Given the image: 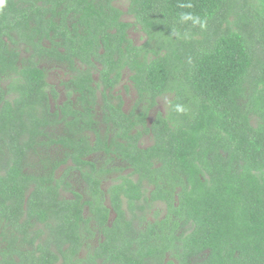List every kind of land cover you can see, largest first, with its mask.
<instances>
[{
  "label": "trees",
  "instance_id": "trees-1",
  "mask_svg": "<svg viewBox=\"0 0 264 264\" xmlns=\"http://www.w3.org/2000/svg\"><path fill=\"white\" fill-rule=\"evenodd\" d=\"M117 1L0 0V264L80 263L85 205L104 263L264 264V0H125L140 45ZM127 169L109 207L101 177Z\"/></svg>",
  "mask_w": 264,
  "mask_h": 264
},
{
  "label": "rangeland",
  "instance_id": "rangeland-1",
  "mask_svg": "<svg viewBox=\"0 0 264 264\" xmlns=\"http://www.w3.org/2000/svg\"><path fill=\"white\" fill-rule=\"evenodd\" d=\"M116 6H118L119 8H121L124 11L125 15H124L123 19L133 25L132 29L129 32L130 38L137 45L143 44L146 41V35H145L144 31L142 30V28L140 26L136 25L135 18L128 14V2L125 0H118L116 2ZM21 53H22V57H27L28 52L25 49H22ZM46 67L48 69L50 85L53 86L58 92L61 91L62 93H64L65 87L62 83L66 82L69 79L67 72L58 63H56V64L48 63V64H46ZM129 76H130V73L128 71H125L122 86L118 88L119 90H121L123 92L122 95H123L124 100H125V109L127 112L132 111V109L134 108V105H135L134 103H135L136 98H137V93H136L133 85L129 81ZM96 80H99L98 76H96ZM125 86H128L129 89H131V90H127L126 88H124ZM64 97H65L64 95L61 96L62 100ZM62 100H61V102L63 103L64 101H62ZM55 102L56 101H54V103ZM168 110H169L168 100H166V99L160 100L157 111L162 112L164 114H167ZM157 111L153 112L150 122H152L155 119ZM152 145H153V139L150 136H146L144 138L141 146L143 148H146V147H150ZM106 157H107L106 154H101V153L100 154L96 153L93 155V159L96 161V164L99 165V167H101L102 169H105V168L114 169V168H116L115 166L126 167V165L122 164L120 162L121 160L118 158L115 159V163H113V164L109 163L108 164ZM61 173H62V170L59 173V175ZM131 173H132V170H130V169L123 170V171L118 170L113 175L105 176L106 179L104 180V183L102 186L103 190L108 191L110 189V187H112L113 185L116 184V181H120L119 177L130 176ZM74 179H76L77 181H80V176L78 174H76L74 176ZM73 182H75V181L72 180V183ZM83 188L89 194V190L87 189V186L83 185ZM83 188L81 189V191H84ZM150 188H152V186ZM62 194L66 199H73L74 198L73 194L70 192L64 191V192H62ZM85 198L88 199V196L85 195ZM107 205L110 206L109 196H107ZM157 207L160 210V215H161L160 219H163L162 217H165L166 213H167L166 207L163 204H158ZM154 211H155V208H154ZM154 211L152 213H154ZM87 215H90V208H88V207H87ZM112 217H113L112 218V220H113L114 215H112ZM150 220L154 221L155 220L154 216H151ZM95 226H96V224L94 223V218H93V222L90 223L89 225L84 224V228H83L84 242L82 243V248H81L79 256H78L79 258L82 259V261L80 263H77V264H94L90 254L95 253L96 248L99 246L100 241H102V239H103V237L100 234H98V230ZM90 231L97 232L96 236L92 237V235L89 233ZM85 236H88L90 238V240H87L85 238ZM56 255H58V258L61 261L63 260V255L61 253L56 251Z\"/></svg>",
  "mask_w": 264,
  "mask_h": 264
},
{
  "label": "flooded vegetation",
  "instance_id": "flooded-vegetation-1",
  "mask_svg": "<svg viewBox=\"0 0 264 264\" xmlns=\"http://www.w3.org/2000/svg\"><path fill=\"white\" fill-rule=\"evenodd\" d=\"M49 76V75H48ZM49 79V78H48ZM69 80V79H68ZM68 80L66 81V82H68ZM63 85H64V87H65V91H64V93H62L61 91L60 92H58L57 90V92L59 93V99L54 103V100H53V98L51 97V101H52V103H53V107L55 108V105L54 104H59V105H63L64 103H66L69 99H68V97H67V95H68V90L66 89V86H65V84H64V82L62 83ZM122 86V85H121ZM125 88V87H124ZM119 90V89H118ZM129 90H131V89H129ZM120 92H121V96L123 97V95H122V91L120 90ZM137 93V92H136ZM62 95H64L65 97L63 98V100H62V98H61V96ZM76 98L77 97H71L70 99L72 100V102L73 103H75L76 102ZM123 99H124V97H123ZM61 100L62 101H64L63 103L61 102ZM124 103H125V100H124ZM137 103V98H136V101H135V103L134 104H136ZM135 106V105H134ZM97 109L99 110V112H100V110H101V108L98 106L97 107ZM124 110H125V112H127L126 111V109H125V105H124ZM127 113H130V111L129 112H127ZM100 116H102V114L100 115ZM151 116H152V114L150 115V118H149V123L150 124H152V122L154 121H152V122H150V120H151ZM101 118V117H100ZM144 140V139H143ZM143 142V141H142ZM142 144V143H141ZM132 177V176H131ZM131 177H129V176H125V177H119V180L121 181V180H123V179H130ZM102 178V180H103V182H102V186H103V183H104V180L106 179V177H101ZM132 179H134V180H137V178L136 177H132ZM145 187H147V188H149V189H151L150 187L151 186H148V184H145ZM88 190H89V188H87ZM102 190H103V188H102ZM104 191V190H103ZM105 192V196L104 197H106V200H107V196H109V199H110V194L108 193V191H104ZM81 194L84 196V200H88V199H90V191H89V194L86 192V191H82L81 192ZM87 195L88 196V199H86L85 198V195ZM148 196L150 197V194H148ZM75 198V197H74ZM73 198V199H74ZM70 200H72V199H70ZM107 203V202H106ZM158 204H162V203H157V204H155L151 209H148V212H147V218H148V221L149 222H152V223H154L155 222V220L154 221H151L150 220V217L151 216H154V218H155V213H156V211H160L159 209H158ZM87 207L88 208H90V215H87ZM109 207H111V203H110V206ZM154 208H155V211H154ZM154 211V213H152ZM93 212V208L91 207V206H89V205H85V208H84V210H83V216H84V218H85V220L87 219V217H92V219L94 218V223L96 224V228H97V230H98V227H97V221H98V218L97 219H95V216H94V214L92 213ZM152 213V214H151ZM114 215V214H113ZM113 218V217H112ZM112 218H111V222L115 219V215H114V219L112 220ZM93 222V220L92 221H90V223H92ZM89 223V224H90ZM136 223V222H135ZM86 224V223H85ZM88 224V225H89ZM137 224H138V222H137ZM146 225V223L145 222H143V221H141V226L142 225ZM87 225V224H86ZM139 225V224H138ZM83 228H84V225H83ZM100 245V244H99ZM99 247V246H98ZM98 247L96 248V250H95V253L94 254H90V256H91V258H92V261H93V263L94 264H114L113 262H105L104 263V259H102V258H96V255H98V252H99V249H98ZM80 253V252H79ZM96 258V261H94V258ZM80 260L82 261V259L80 258Z\"/></svg>",
  "mask_w": 264,
  "mask_h": 264
},
{
  "label": "clouds",
  "instance_id": "clouds-1",
  "mask_svg": "<svg viewBox=\"0 0 264 264\" xmlns=\"http://www.w3.org/2000/svg\"><path fill=\"white\" fill-rule=\"evenodd\" d=\"M177 111L182 112L183 111V108L180 107V106H177Z\"/></svg>",
  "mask_w": 264,
  "mask_h": 264
}]
</instances>
